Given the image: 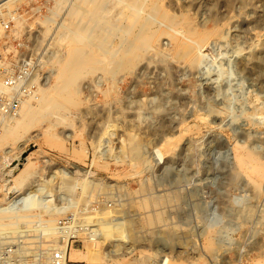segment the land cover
<instances>
[{
  "label": "rangeland",
  "instance_id": "1",
  "mask_svg": "<svg viewBox=\"0 0 264 264\" xmlns=\"http://www.w3.org/2000/svg\"><path fill=\"white\" fill-rule=\"evenodd\" d=\"M83 2L22 0L16 19L0 12V41L31 43L33 93L55 82L65 44L57 36L80 32L83 12L92 9ZM160 4L199 32L218 31L198 50L200 63L192 68L173 56L169 36L161 39L164 55L151 50L120 74L95 62L73 85L74 102L49 108L22 137L1 143L4 262L50 260L71 225L79 232L67 245L68 264H86L88 254L109 258L103 264H264V176L256 186L235 158V147H245L264 164V0ZM130 135L142 147L139 160L132 159ZM155 149L164 153L160 162ZM24 157L29 174L11 188L4 180ZM11 211L53 218L56 227L46 232L56 235L24 232L28 219L7 222ZM211 219L237 229L227 235L231 243L218 247L217 234L201 233ZM120 229H129L126 241L111 232Z\"/></svg>",
  "mask_w": 264,
  "mask_h": 264
},
{
  "label": "bare ground",
  "instance_id": "2",
  "mask_svg": "<svg viewBox=\"0 0 264 264\" xmlns=\"http://www.w3.org/2000/svg\"><path fill=\"white\" fill-rule=\"evenodd\" d=\"M20 1L22 0H0V12L7 10L8 15L12 13V16H15L14 19H16L19 15L14 13L16 11L14 8ZM85 1H89L92 4V9L83 12L85 21H83L84 23L80 32L77 29L72 32L64 30L57 36L58 42H65V44L61 45L63 51L59 48L61 52L65 54V57L63 54V57L57 58V72L55 73L54 71L55 82L51 85H45L44 88H40L39 92H32L30 95L24 96L20 108L15 115L0 117L2 121L0 145L1 143L4 144L22 137V131H26L34 125V123L38 121V118L45 115V112L48 111L49 108L54 107L55 109L64 110V103L74 102L72 99V90H74L73 85H78V80L81 75L80 72L84 69L92 68L95 62L96 66H98L96 68L100 70L103 69L104 71L106 68H110L109 70L115 74L129 70L141 57L146 56L151 50L155 51L156 55H164L161 39L163 36H169L176 45L173 56L181 58L187 65L195 68L202 59L199 56L198 50L212 34L218 32L215 31L216 29L199 32L190 24L185 25L182 19L172 16L162 8L160 0H84V2ZM73 14L75 16L77 14L76 11ZM46 20L50 21L51 19L50 17H46ZM18 23L21 24V21L19 20ZM104 57L105 60L106 58L108 59V63L104 61ZM8 91L9 89L4 85H0V96H6ZM261 120V123H264V116ZM132 138L133 136L129 138L130 144L132 143L133 145V147L130 145L133 148L130 149L134 157L132 159L139 160V158L141 159L142 157V155L140 157L141 150H139V153L136 148L139 149L138 145L140 144H138L136 139L133 140ZM131 140H133V142ZM141 148L140 145V149ZM80 152L82 155L87 154L86 149H81ZM235 152V158L239 167L247 172L256 186H260L261 178L264 176V164L259 163L258 157L249 152L245 147H235ZM153 154L156 161L160 162L164 159V153L160 149H155ZM24 158L27 159V157ZM31 164V160L28 158L26 162L20 165L18 172H15L16 168L10 170L8 172L9 176L7 177L11 179H5L4 182H10V187L11 185L14 186V184L20 183L24 179L23 177L26 175ZM17 166H19V164L16 165V167ZM80 170L83 169L80 168ZM255 174H257L258 177L253 178L252 176H255ZM10 187L8 189H10ZM21 218L28 219V226L23 229L24 232H28L35 228L38 230V228H40L39 231L42 230L46 237L56 235L48 233L52 228L54 229V227H56L53 218L44 221L42 218L29 213H23L21 211L12 213L11 211V215L8 217L7 222H14ZM206 224V227L201 233L203 235L209 233L217 234L218 239L216 244L218 247L231 243L230 240H227V235L237 230L233 229V227L224 225L218 219L207 220ZM0 227H3L2 223H0ZM75 228L70 225L61 239L56 238V246H54L56 248H61L65 253L72 234L79 232V230H75ZM111 232L114 233V236L119 237L118 240L123 239L126 241L129 237V229L112 230ZM8 233H11V231ZM56 233H58V231ZM93 235L96 236V234L92 233L91 236ZM91 238L92 237H90V239ZM45 255L49 257L50 253L46 252ZM108 259L109 258L102 254H94L91 256L88 254L84 256L86 264H103L109 261ZM169 262L170 259L165 258L162 264H170Z\"/></svg>",
  "mask_w": 264,
  "mask_h": 264
},
{
  "label": "built area",
  "instance_id": "3",
  "mask_svg": "<svg viewBox=\"0 0 264 264\" xmlns=\"http://www.w3.org/2000/svg\"><path fill=\"white\" fill-rule=\"evenodd\" d=\"M8 30L10 23H4ZM6 40V41H4ZM0 41V85L9 89L6 96H0V116L15 115L22 98L30 95L36 88V62L30 53V41ZM0 264H8L0 257ZM39 264H68L66 252L58 250L52 253L50 260Z\"/></svg>",
  "mask_w": 264,
  "mask_h": 264
}]
</instances>
